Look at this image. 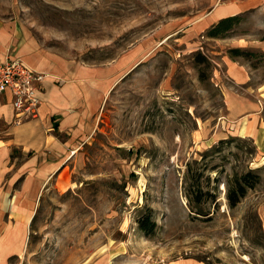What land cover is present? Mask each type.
I'll use <instances>...</instances> for the list:
<instances>
[{"label":"rangeland","instance_id":"obj_1","mask_svg":"<svg viewBox=\"0 0 264 264\" xmlns=\"http://www.w3.org/2000/svg\"><path fill=\"white\" fill-rule=\"evenodd\" d=\"M0 16L52 55L118 73L95 131L23 222L0 204V239L23 225L18 243L0 241V264H264V157L221 134L224 88L262 98L264 0H0ZM250 171L254 187L229 206Z\"/></svg>","mask_w":264,"mask_h":264},{"label":"crops","instance_id":"obj_2","mask_svg":"<svg viewBox=\"0 0 264 264\" xmlns=\"http://www.w3.org/2000/svg\"><path fill=\"white\" fill-rule=\"evenodd\" d=\"M7 57L20 59L44 74L36 118L15 124L12 96L9 91L0 93V204L3 210L18 214L22 223L44 185L95 131L97 113L117 84L118 73L116 65L90 66L52 55L40 49L13 16H0V59ZM226 74L235 85L249 80L245 68L235 64L228 65ZM255 91L262 98L250 87L245 94L224 88L222 124L226 130L221 134L250 139L264 157V81ZM9 194L17 199L15 209L12 200L5 199ZM21 223H14L11 236L0 239L2 245L18 243ZM167 264L199 263L180 260Z\"/></svg>","mask_w":264,"mask_h":264},{"label":"built area","instance_id":"obj_3","mask_svg":"<svg viewBox=\"0 0 264 264\" xmlns=\"http://www.w3.org/2000/svg\"><path fill=\"white\" fill-rule=\"evenodd\" d=\"M43 79V73L31 69L20 59H0V93L9 91L12 96L15 124L38 116L39 89Z\"/></svg>","mask_w":264,"mask_h":264},{"label":"trees","instance_id":"obj_4","mask_svg":"<svg viewBox=\"0 0 264 264\" xmlns=\"http://www.w3.org/2000/svg\"><path fill=\"white\" fill-rule=\"evenodd\" d=\"M234 16L227 17L224 19H221L217 25L210 31L211 35H215L221 28L225 27L230 20L233 19ZM239 51L236 49H233L231 53L236 54ZM252 173L253 171L247 172L240 176V178H235L234 181L232 182V185L229 187L228 192H227V200L229 206L233 207L235 206L239 199L243 197L246 193L247 188H253L255 183L252 181ZM198 191L200 190V186L197 185ZM201 210L197 211L198 214L200 213ZM140 228L144 230L145 228V223H141L140 221Z\"/></svg>","mask_w":264,"mask_h":264},{"label":"bare ground","instance_id":"obj_5","mask_svg":"<svg viewBox=\"0 0 264 264\" xmlns=\"http://www.w3.org/2000/svg\"><path fill=\"white\" fill-rule=\"evenodd\" d=\"M75 151H73V153H74Z\"/></svg>","mask_w":264,"mask_h":264}]
</instances>
